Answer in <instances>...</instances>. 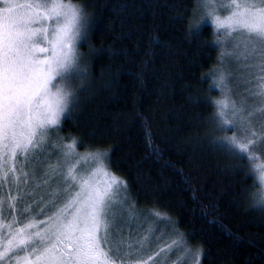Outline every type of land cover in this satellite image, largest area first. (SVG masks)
<instances>
[{
  "label": "trees",
  "instance_id": "16d2710c",
  "mask_svg": "<svg viewBox=\"0 0 264 264\" xmlns=\"http://www.w3.org/2000/svg\"><path fill=\"white\" fill-rule=\"evenodd\" d=\"M73 1L90 14V66L65 139L107 150L135 206L167 214L202 264H264L257 176L221 143L233 132L213 103L220 52L213 26L193 21L195 0Z\"/></svg>",
  "mask_w": 264,
  "mask_h": 264
},
{
  "label": "snow or ice",
  "instance_id": "6c2138e0",
  "mask_svg": "<svg viewBox=\"0 0 264 264\" xmlns=\"http://www.w3.org/2000/svg\"><path fill=\"white\" fill-rule=\"evenodd\" d=\"M220 2L227 16L217 14L216 0H195L198 11L201 5L211 8L205 19L217 33L223 30L233 45L219 63H224V56L234 57L246 76L242 82L254 85L246 88L245 96L257 105L249 107L247 99L238 105L231 96V74L215 70L219 79L214 85L224 92L222 99L213 102L216 117L226 130L235 128L239 133L221 143L241 158L255 160L248 150L258 142L252 121L257 116L264 120V0ZM83 24V9L71 0H3L0 7V189L6 183L18 189L15 197H0V264H133L134 260L139 264L153 241L163 239V234L155 236V229L135 239L131 234L125 237L119 225L130 227L140 213L135 204H129L127 182L106 164L108 153L95 150L81 155L76 151L81 141L72 137L70 143H63L59 137L61 118L74 103L72 81L79 74L76 43ZM53 132L58 140L52 138ZM46 153H59V157L54 163L41 160ZM72 159L76 162L66 167ZM82 163L94 167L81 170ZM253 171L258 173V189L264 191V163L254 165ZM38 172L42 173L39 178ZM29 177L37 188L58 181L49 193L51 199L36 215L48 207L55 211L45 220L25 221L32 208L22 207L19 216L9 219L6 207L17 209L26 195L21 182L26 187ZM60 199L64 202L57 206ZM152 215L157 222L170 221L167 214ZM172 231L178 238L143 264H152L179 247L191 253L183 234ZM21 252L26 255L20 256ZM202 255L203 249H198L196 264Z\"/></svg>",
  "mask_w": 264,
  "mask_h": 264
},
{
  "label": "rangeland",
  "instance_id": "374dc122",
  "mask_svg": "<svg viewBox=\"0 0 264 264\" xmlns=\"http://www.w3.org/2000/svg\"><path fill=\"white\" fill-rule=\"evenodd\" d=\"M16 2L23 3L25 0H16ZM65 2H68V0H65ZM73 4L79 5L83 9V15H84V24L81 30L80 38L78 39L76 43V48L79 53V59H78V69L79 74L76 76L75 80L72 81V88L75 93L74 96V103L73 105L78 101V96L81 87L83 86L89 72V66H90V49L86 45L87 36L89 33V26H90V14L87 12L86 9L82 6V4L77 3L73 0H71ZM230 0H224V3H228ZM0 7H3V0H0ZM215 9L217 10V14L221 17L227 16L229 13L227 11H224L222 8V4L220 0H216V3L214 4ZM211 8H205L203 5L200 6V10H197L194 15V23L198 26L203 23H209L208 20L205 19L207 11H210ZM46 26V25H45ZM36 27H40V25H36ZM213 32L215 34V41H220V43H217L219 47L220 57L227 52H232L233 45L231 42L228 41V38L226 36V33L221 30L219 33L216 32L215 28L213 27ZM41 46L47 47L46 44H42ZM215 70L219 71H226L231 74L232 79L229 80V86L232 88V99H234L237 104L239 105L240 101L242 99H247V104L249 107L257 106L256 102L245 96V90L247 87H254V85H245L241 77H245V73L240 68V65L235 61L234 57L231 56H224V63L220 64L218 61V65ZM219 71H214V78L215 81L219 79ZM221 92V96L219 99H222L224 97V92L219 88ZM72 106H70L68 112H66L62 118H61V124L58 128V134L59 137H63L64 141L63 143H70L71 139L68 141L65 139L66 136L63 133L61 126L62 121L65 116L69 114V112L72 109ZM253 127L252 132L256 133V137L258 139V142L251 147L248 151L250 155H253L257 157V159L252 160V165L261 164L264 163V127H262V124H264V120L261 119L260 116H257L253 121ZM232 134L230 135H239L237 130L235 128L232 129ZM52 138L54 140H58V136L56 135V132L52 133ZM95 150H101L107 152V150L103 149H81L79 147V144L77 145L76 151L83 155L84 153L88 151H95ZM47 152H52L51 148L47 149ZM59 157V153H55L51 156H48L47 153L45 155L40 156L41 160H50L51 162H55L57 158ZM76 160L72 159L69 161V164L66 165L70 166V164L75 163ZM106 164L108 165L111 172L115 173L113 170H111L109 165V159L108 156L106 158ZM94 167V165H89L87 163H82L80 165L81 170L87 167ZM25 171H30L28 167L25 168ZM116 176L122 178L120 175L116 174ZM258 173H256V176ZM42 176L41 172L37 173V177L39 178ZM124 181H126L124 178H122ZM58 185V181H52L50 186L47 185H41L40 187H35V185L31 182V177H29V183L26 187L23 186V182H21V190L26 193L24 199L22 202L17 204V209L15 210H8L6 207L5 215L8 216L10 219L11 216L16 215L19 216V210L22 207H31L32 212L30 215L23 217L25 221L32 219V217H35L37 221L45 220L47 217L51 216L53 212L55 211V208L48 207L45 208L44 214L37 216L36 213L39 212L40 208H44V205L48 203V201L51 199L49 196V193L55 189ZM128 186V185H127ZM127 194L129 196V204H134L132 201V198L129 193V189L127 188ZM18 195V189L16 186H14L11 183H6L2 189H0V197H3L7 199L9 196L15 197ZM63 199H60L57 201V206H62ZM137 211L140 213L139 218L134 220L131 223V226L129 227L127 224H120L119 227H122L124 229L123 235L125 237H128L129 234H131L132 238H138L141 237L149 231V229H155V236L159 237L163 234V239L159 240V242H156L155 240L151 244L149 248H147L140 256L139 258V264H143V261L147 260L149 256H154L157 251L164 247L166 244L170 243L171 240L177 239L178 237L173 234V229L170 226V221H160L157 222V218L152 215L150 212V215L146 216L140 208L136 206ZM125 220H127V216H125ZM184 239L187 241V247L190 248L192 251L189 254L185 253V250L183 247H179L171 251L170 253H163L160 257H158L152 264H196V261L198 259L197 256V250L194 246L190 244V242L186 239V237L183 235ZM20 256L26 255V253L21 252L19 254ZM202 256L199 257L200 264L201 263ZM133 264H137V261H133Z\"/></svg>",
  "mask_w": 264,
  "mask_h": 264
},
{
  "label": "clouds",
  "instance_id": "9594fccd",
  "mask_svg": "<svg viewBox=\"0 0 264 264\" xmlns=\"http://www.w3.org/2000/svg\"><path fill=\"white\" fill-rule=\"evenodd\" d=\"M253 193H255V195H253ZM249 198L253 208H264V191L257 189L249 194Z\"/></svg>",
  "mask_w": 264,
  "mask_h": 264
}]
</instances>
